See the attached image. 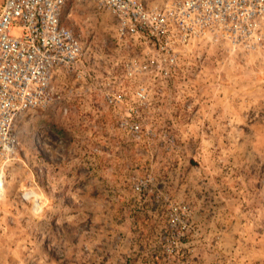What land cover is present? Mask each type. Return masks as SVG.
Returning <instances> with one entry per match:
<instances>
[{"label":"rangeland","instance_id":"1","mask_svg":"<svg viewBox=\"0 0 264 264\" xmlns=\"http://www.w3.org/2000/svg\"><path fill=\"white\" fill-rule=\"evenodd\" d=\"M62 21L83 56L18 120L0 264H264V45L203 35L171 64L91 2Z\"/></svg>","mask_w":264,"mask_h":264},{"label":"built area","instance_id":"2","mask_svg":"<svg viewBox=\"0 0 264 264\" xmlns=\"http://www.w3.org/2000/svg\"><path fill=\"white\" fill-rule=\"evenodd\" d=\"M73 0H2L0 7V194L8 162L19 148L17 123L52 100L58 70L73 72L83 56L79 38L62 21ZM112 13L120 38L158 46L171 64L175 46L211 35L235 48L264 45V0H181L174 10L150 12L139 0H78ZM172 52V54H171Z\"/></svg>","mask_w":264,"mask_h":264}]
</instances>
